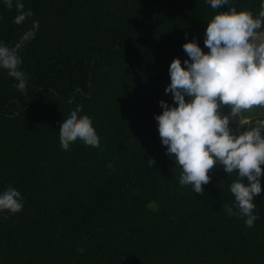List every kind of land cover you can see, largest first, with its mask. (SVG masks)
<instances>
[{
    "label": "trees",
    "instance_id": "trees-1",
    "mask_svg": "<svg viewBox=\"0 0 264 264\" xmlns=\"http://www.w3.org/2000/svg\"><path fill=\"white\" fill-rule=\"evenodd\" d=\"M22 2L33 16L16 25L15 8L0 0V42L14 46L39 21L19 52L26 90L0 67V193L12 186L23 197L19 213L0 211V264H264V165L258 219L248 228L223 208L234 202L237 173L217 162L204 195L181 186L182 168L167 154L155 119L161 100L176 106L165 93L171 62L178 57L186 67L183 45L193 39L210 51L208 20L226 6ZM231 2L255 17L264 0ZM77 105L78 115L92 119L100 147L77 139L61 149L60 126ZM256 119L264 114L241 130Z\"/></svg>",
    "mask_w": 264,
    "mask_h": 264
},
{
    "label": "clouds",
    "instance_id": "clouds-1",
    "mask_svg": "<svg viewBox=\"0 0 264 264\" xmlns=\"http://www.w3.org/2000/svg\"><path fill=\"white\" fill-rule=\"evenodd\" d=\"M209 3L213 10L226 6L208 20L205 47L210 51L204 52L195 39L183 45L189 57L183 62L186 67L175 58L169 68L171 82L165 88L176 106L169 107L161 100L164 111L155 119L167 154L182 168L181 186L191 185L194 193L204 195L203 185L210 182L208 173L217 162L228 175L237 173L238 178L230 184L234 202L223 208L228 216L244 219L245 226L251 228L258 219L254 198L261 193L264 119H256L246 130L238 124L232 131L229 125L244 112L264 108V31H258L264 25V3L255 17L245 8L237 10L231 0ZM4 5L15 8L16 25L33 16L22 0H4ZM38 28L39 21H33L14 46L0 42V67L18 82L14 87L21 92L26 90L28 77L19 67V52L35 37ZM224 106L230 107L226 114ZM82 107L77 105L71 110L60 126V147L64 151L77 139L86 146L100 147L92 119L78 115ZM147 164L151 167L155 160L149 158ZM22 208L23 197L16 188L8 186L0 193V211L16 214Z\"/></svg>",
    "mask_w": 264,
    "mask_h": 264
},
{
    "label": "rangeland",
    "instance_id": "rangeland-1",
    "mask_svg": "<svg viewBox=\"0 0 264 264\" xmlns=\"http://www.w3.org/2000/svg\"><path fill=\"white\" fill-rule=\"evenodd\" d=\"M260 114H264V108H253L251 112H244L240 117L237 118V122L230 121V129L233 131L237 128L238 124H243L247 122L251 117L258 116Z\"/></svg>",
    "mask_w": 264,
    "mask_h": 264
}]
</instances>
